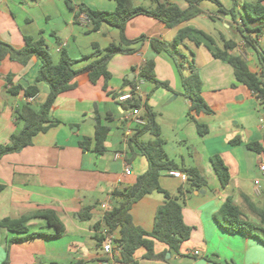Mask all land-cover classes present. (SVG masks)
Returning a JSON list of instances; mask_svg holds the SVG:
<instances>
[{
  "label": "crops",
  "instance_id": "0c3cea01",
  "mask_svg": "<svg viewBox=\"0 0 264 264\" xmlns=\"http://www.w3.org/2000/svg\"><path fill=\"white\" fill-rule=\"evenodd\" d=\"M157 1L181 9L189 6V0H132L134 6L146 8H153ZM221 2L227 10L231 9L232 0ZM238 3L240 20L242 5L248 2L238 0ZM80 6L108 12L117 7L115 0H0V40L16 49L25 47L26 38L43 40L55 64L65 50L75 63V69H82L92 61L84 58L93 53V45L106 49L113 43L119 44L120 32L108 25L92 31L85 14L76 19ZM199 8L201 15L172 29L149 16L130 20L126 25V38L134 41L145 36L146 39L126 47L131 53L111 60L110 79L101 78L92 84L88 74L80 75L76 79L77 87L61 95L52 108L50 116L57 124L37 135L32 146L0 160V221L52 210L65 227L61 237H53L55 230L45 220L32 218L28 223L30 233L49 236L34 239L1 229L0 264H100L105 259L100 235L105 229L99 232L95 226L102 223L106 212L120 203L113 193L132 186L149 167L138 143L149 142L153 137L143 134L135 138L140 128L130 118L131 109H123L118 101L120 95L131 90L125 81L131 76L137 81L139 68L149 60L155 63L157 79L167 82L171 88L153 89L146 83L141 86L143 103L157 114L166 141L164 149L176 164L198 168L206 177L208 187L195 190L184 199L183 216L191 229V238L182 245L180 253L156 242L155 254L162 258L146 259V250L139 249L135 254L138 264H264V230L258 232L259 239L231 235L214 220L225 200L232 198L244 220L260 225L257 211L264 212V174L260 171L264 163V128L259 120L264 108L254 93L236 81L234 69L212 55L217 49H223L224 40L237 44L235 54L243 52L245 40L237 24L210 1H201ZM184 27L202 31L213 39L211 44L200 37V47L188 43L183 51L195 53V64L203 83L202 96L212 110L210 115L197 116L200 123L209 127V133L203 137L188 119L190 101L183 95L173 62L164 54H155L150 44L152 38L171 43ZM236 33L241 37L236 38ZM247 48L245 56L250 71L260 74L256 55ZM40 67L41 62L36 58L27 65L9 58L2 62L0 145L7 144L10 137L23 128V123L15 118V110L47 99L49 87L45 83L38 84L39 94L35 98H27L24 93L35 84ZM8 76L11 84H7ZM13 87L22 90L13 95L10 93ZM178 102L180 106L167 111V115L156 111ZM165 115L167 122L163 120ZM96 116L110 127L103 154L93 151L94 141L88 151L80 146L86 139L94 140ZM169 132L179 145L180 152L175 155L166 150L171 140ZM237 138L241 139V144L231 145ZM253 143L261 146V153L247 148ZM216 154L221 155L230 168L231 180L226 188L222 187L211 164V157ZM126 168L131 169L130 176L125 174ZM256 180L261 181L260 192ZM160 182L165 191L174 195L181 188H187V182L171 176L170 172L164 173ZM164 201L160 193L139 201L132 209L135 224L151 231L157 210ZM13 240L16 241L10 242ZM197 251L200 256H195ZM117 257L116 264H122Z\"/></svg>",
  "mask_w": 264,
  "mask_h": 264
},
{
  "label": "trees",
  "instance_id": "16d2710c",
  "mask_svg": "<svg viewBox=\"0 0 264 264\" xmlns=\"http://www.w3.org/2000/svg\"><path fill=\"white\" fill-rule=\"evenodd\" d=\"M201 1L203 0H189V6L186 9L158 1L153 8H146L134 6L132 0H115L117 7L113 12L92 10L86 6H80L79 12L75 14L76 19L81 14H85L90 21L92 31H97L103 25H108L120 32L119 44L113 43L106 49H100L97 45H93V53L84 58L92 61L82 69H75V63L65 50L61 53L59 62L55 64L43 40L33 41L26 38V45L22 49H16L0 40V67L6 58L22 65H27L33 58L41 62L35 84L24 90L27 98H35L39 94V83H45L49 87V94L44 102L27 103L15 110V118L23 123V128L14 133L7 144L0 145V160L6 155L19 153L32 146L37 135L46 133L57 124L52 121L50 116L52 108L61 95L77 87L76 79L80 75L88 74L92 84H96L101 78H104L105 81L110 79L108 65L111 60L118 55L131 53V50L126 47L146 39L145 36L134 41L126 38V25L130 20L138 16H149L163 23L168 29L176 28L201 15L202 11L199 8ZM207 1L215 4L223 15L233 18L237 24V30L245 40L244 50L239 54L234 53L237 47L235 42L224 40L223 49L212 52L213 57L229 64L234 69L236 81L254 93L264 108V0L243 4V14L240 20L237 18L239 16L238 0H232L230 10L223 6L221 0ZM200 37L213 44V39L209 35L190 27L182 28L171 43L152 38L150 44L155 54H164L173 62L182 84L183 95L190 101L188 119L195 124L199 135L203 137L209 133V127L200 123L197 116L200 114L210 115L212 110L202 96L203 83L199 69L195 64L194 51H188L190 58L182 51V48L188 47V43L200 47L202 45ZM260 38L263 40L262 45L258 42ZM248 46L255 51L260 74L250 71L245 56ZM139 81L152 85L153 89H171L167 82L157 79L153 60L147 61L142 67L137 81L126 80L125 82L133 90ZM11 83L12 79L8 76L7 84ZM21 90L20 87H13L10 93L17 95ZM122 107L125 110L133 108L143 110L142 115L146 120V126L140 127L135 138L143 134H150L153 137L149 142L138 143L139 150L146 157L149 167L147 172L140 175L132 186L124 191L113 193V196L121 201L116 207L105 213L102 223L96 225L95 230L100 232L106 229L116 235L115 246L116 250L121 249L119 260L122 264H138L135 254L139 249L146 250V259L162 258L155 254L156 242L166 245L169 250L177 254L180 253L182 245L191 238V229L186 225L183 216L184 199L195 190L207 188L208 182L198 168L180 166L167 155L164 149L166 141L163 139L161 128L157 123V114L148 104L142 103L141 99L134 95L132 100L122 104ZM109 133L110 127L103 124V119L100 116H96L94 140L86 139L80 143V146L84 151H88L94 141L93 151L103 154L106 151L105 142ZM230 143L239 145L241 139L237 138ZM247 148L256 153L262 152L261 146L257 143L248 144ZM211 164L222 187L226 188L231 180V172L224 158L219 154L213 155ZM171 171H180L188 175L187 188H181L175 195L165 191L160 182L163 174ZM153 193L162 194L165 201L157 210L153 229L147 231L135 224L132 209L139 201ZM257 214L260 217V225L244 220L240 208L232 198H227L219 212L215 214L214 220L228 234H241L259 239L258 232L264 230V212L258 210ZM32 218L45 220L55 230L53 237L63 235L65 227L52 210L38 212L33 216H25L16 220L3 219L0 221V230L5 229L12 233L25 235V239L49 237L42 233H30L28 223ZM100 235L103 242L104 237L102 234ZM14 241L16 240L10 242Z\"/></svg>",
  "mask_w": 264,
  "mask_h": 264
},
{
  "label": "built area",
  "instance_id": "2783aa9c",
  "mask_svg": "<svg viewBox=\"0 0 264 264\" xmlns=\"http://www.w3.org/2000/svg\"><path fill=\"white\" fill-rule=\"evenodd\" d=\"M86 18H87V16H86ZM87 20H88V22H90L88 18H87ZM258 42L262 45L263 44L262 38H260L258 40ZM141 69H142V67L139 68L138 75H139ZM143 84H144L143 81H139L137 86L133 90H130L128 93L120 95L118 98L119 103H121V104L127 103L128 101L132 100L134 95L138 96L143 103L144 102V96L141 93V86ZM130 113H131L130 118L132 119V122L137 127L140 128V127L146 126V120L144 119V117L142 115V110L140 108H133V109H131ZM259 122H260V125L262 126V128H264V113L260 117ZM260 171L264 174V163L261 164ZM125 174L127 176H130L132 174L131 169L126 168ZM170 175L177 178V179H180L182 182L188 181V175L183 173V172L171 171ZM255 185L257 187L258 192H260L261 181L256 180ZM101 234L104 237V240L102 242V252L105 256V259L100 264H116L115 260H118L117 256H119L120 252H121L120 248L118 250H116V246H115L116 236H115V234L110 233L106 229L103 230ZM195 256H200V252H198V251L195 252Z\"/></svg>",
  "mask_w": 264,
  "mask_h": 264
},
{
  "label": "rangeland",
  "instance_id": "374dc122",
  "mask_svg": "<svg viewBox=\"0 0 264 264\" xmlns=\"http://www.w3.org/2000/svg\"><path fill=\"white\" fill-rule=\"evenodd\" d=\"M245 1H247L248 3H252L253 2V0H245ZM236 35V36H235ZM234 36L236 37V38H240L241 37V35L239 34V33H236ZM254 55H256L255 54V51L253 50V49H249ZM182 51H186L184 48H182ZM186 55L190 58L191 56H190V53L187 51L186 52ZM190 60V59H189ZM188 65V64H187ZM181 102V101H180ZM180 102H178V103H174V104H171L170 106H166V107H164V109H161V108H157L156 109V111L157 112H160V113H164V114H166L167 115V111H169V110H171V109H174V108H177L178 106H180ZM163 107V106H162ZM166 115H165V118L163 119V120H166V122H167V120H169V119H167L166 118ZM163 120H162V123H163ZM191 122V121H190ZM158 123V122H157ZM169 136H170V142H169V146L166 148V150H167V152L170 154V155H175V153H179L180 151V149H179V145H177L176 143H174V141H173V133H170L169 132V134H168ZM168 136V137H169ZM189 145V147H190V144H188ZM193 145H195L196 146V143H193ZM191 148V147H190ZM177 157V156H176Z\"/></svg>",
  "mask_w": 264,
  "mask_h": 264
},
{
  "label": "water",
  "instance_id": "95a60500",
  "mask_svg": "<svg viewBox=\"0 0 264 264\" xmlns=\"http://www.w3.org/2000/svg\"><path fill=\"white\" fill-rule=\"evenodd\" d=\"M249 47V46H248ZM130 81H132L133 80V76H131V78L129 79Z\"/></svg>",
  "mask_w": 264,
  "mask_h": 264
}]
</instances>
